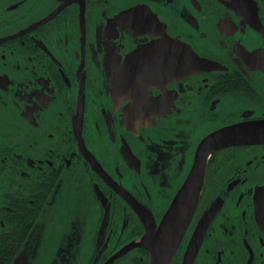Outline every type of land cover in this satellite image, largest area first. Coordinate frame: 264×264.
<instances>
[{"label": "flooded vegetation", "instance_id": "obj_1", "mask_svg": "<svg viewBox=\"0 0 264 264\" xmlns=\"http://www.w3.org/2000/svg\"><path fill=\"white\" fill-rule=\"evenodd\" d=\"M252 123L264 0H0V264H149L200 143ZM236 140L169 264H264V141Z\"/></svg>", "mask_w": 264, "mask_h": 264}, {"label": "water", "instance_id": "obj_2", "mask_svg": "<svg viewBox=\"0 0 264 264\" xmlns=\"http://www.w3.org/2000/svg\"><path fill=\"white\" fill-rule=\"evenodd\" d=\"M209 138L200 143L189 176L181 186L172 204L166 210L159 227L157 229L148 228L140 241V244L150 251L149 264L170 263L198 202L206 165V152L211 148L222 145L217 144L215 140L226 143L237 141L236 139L264 141V125L257 123L236 125L230 129H221ZM255 203L260 212L258 214L261 215L263 208L262 191L256 194ZM21 261H25L23 252L14 260V264H19Z\"/></svg>", "mask_w": 264, "mask_h": 264}]
</instances>
